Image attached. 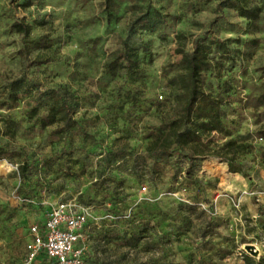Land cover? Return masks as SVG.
Masks as SVG:
<instances>
[{"label": "rangeland", "instance_id": "374dc122", "mask_svg": "<svg viewBox=\"0 0 264 264\" xmlns=\"http://www.w3.org/2000/svg\"><path fill=\"white\" fill-rule=\"evenodd\" d=\"M247 5L256 18L230 0H112L109 11L104 0H0V264L21 259L27 225L71 198L94 216L84 264H264V0ZM195 39L209 46L203 88L221 99L227 134L206 139L245 144L239 172L148 150L180 112L178 52ZM121 41L138 68L106 72ZM56 98L65 121L40 126Z\"/></svg>", "mask_w": 264, "mask_h": 264}, {"label": "trees", "instance_id": "16d2710c", "mask_svg": "<svg viewBox=\"0 0 264 264\" xmlns=\"http://www.w3.org/2000/svg\"><path fill=\"white\" fill-rule=\"evenodd\" d=\"M228 1V0H225ZM238 15L246 19H254L259 12V7L248 6V0H230ZM112 0H104V9L109 11ZM14 32L26 38L30 31L29 24L18 21L12 25ZM28 53L27 44H23L19 50ZM179 64L183 74L178 75L179 86L184 94V102L178 116L169 121L162 129L151 134L149 152L154 160H162L176 153L187 159L189 169L195 160L209 157L219 158L227 162L229 172H239L232 165L237 154L245 153L247 146L227 140L222 144H215L206 139L212 133L224 134L225 128L220 118L221 99L206 92L203 88V74L212 67L209 58V46L202 39H195L189 52L179 51ZM49 60H40L46 63ZM138 68V55L134 47L126 41H121V50L117 57L104 63L106 72L116 71L132 72ZM60 98L49 107L46 115L38 119L39 125L44 127L56 122L65 121L60 114L63 111L62 104H58ZM264 105V94L259 98ZM258 132V137L264 139V127ZM19 175H23L26 167L17 166ZM89 227V226H88ZM87 227V228H88ZM250 259L245 258V264H250Z\"/></svg>", "mask_w": 264, "mask_h": 264}, {"label": "built area", "instance_id": "2783aa9c", "mask_svg": "<svg viewBox=\"0 0 264 264\" xmlns=\"http://www.w3.org/2000/svg\"><path fill=\"white\" fill-rule=\"evenodd\" d=\"M92 208L76 198L49 204L39 223L27 225L21 259L12 264H84L85 232Z\"/></svg>", "mask_w": 264, "mask_h": 264}, {"label": "water", "instance_id": "95a60500", "mask_svg": "<svg viewBox=\"0 0 264 264\" xmlns=\"http://www.w3.org/2000/svg\"><path fill=\"white\" fill-rule=\"evenodd\" d=\"M245 250L251 252V246H245Z\"/></svg>", "mask_w": 264, "mask_h": 264}]
</instances>
